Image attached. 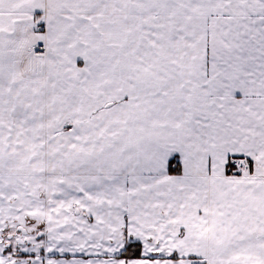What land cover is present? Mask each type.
<instances>
[{
  "label": "snow or ice",
  "instance_id": "snow-or-ice-1",
  "mask_svg": "<svg viewBox=\"0 0 264 264\" xmlns=\"http://www.w3.org/2000/svg\"><path fill=\"white\" fill-rule=\"evenodd\" d=\"M0 264H264V0H0Z\"/></svg>",
  "mask_w": 264,
  "mask_h": 264
}]
</instances>
